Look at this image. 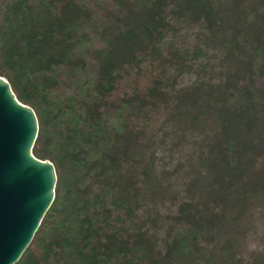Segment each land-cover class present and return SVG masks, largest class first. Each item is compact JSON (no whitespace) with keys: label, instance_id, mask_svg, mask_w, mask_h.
Instances as JSON below:
<instances>
[{"label":"trees","instance_id":"obj_1","mask_svg":"<svg viewBox=\"0 0 264 264\" xmlns=\"http://www.w3.org/2000/svg\"><path fill=\"white\" fill-rule=\"evenodd\" d=\"M192 27L234 70L176 87L191 55L167 42ZM0 77L36 114L32 154L56 172L14 264H190L229 197L264 192V0H0ZM169 125L216 131L187 200L162 216L151 181ZM243 264H264V239Z\"/></svg>","mask_w":264,"mask_h":264},{"label":"rangeland","instance_id":"obj_2","mask_svg":"<svg viewBox=\"0 0 264 264\" xmlns=\"http://www.w3.org/2000/svg\"><path fill=\"white\" fill-rule=\"evenodd\" d=\"M101 6L109 11L103 3ZM204 37V30L192 27L184 28L168 39L171 51L182 49L191 55L186 57L188 61L182 68L184 72L174 77L173 84L176 87L204 83L209 78L219 80L226 71L233 72L234 61H227L224 49ZM165 131L168 138L157 157L155 178L151 181L154 187L155 182L159 185L155 187L157 211L162 216L173 212L186 199L190 182L193 177L198 176H194L193 172L202 168L200 159L216 128L205 135L199 133L196 137L191 136L187 130H175L172 125ZM200 176H204V173H200ZM196 180L201 185L196 196H199L198 199H205L204 187L207 182L204 177L200 180L196 177ZM248 194L246 196L239 193L229 197L223 213L225 221L212 235L210 245L193 255L194 260L190 264H243L247 253L260 247L264 239V192L256 190L254 194Z\"/></svg>","mask_w":264,"mask_h":264},{"label":"water","instance_id":"obj_3","mask_svg":"<svg viewBox=\"0 0 264 264\" xmlns=\"http://www.w3.org/2000/svg\"><path fill=\"white\" fill-rule=\"evenodd\" d=\"M36 114L0 77V264L16 263L55 196L56 172L32 154Z\"/></svg>","mask_w":264,"mask_h":264}]
</instances>
